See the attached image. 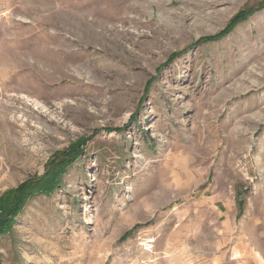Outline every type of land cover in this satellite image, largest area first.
Returning a JSON list of instances; mask_svg holds the SVG:
<instances>
[{"label":"rangeland","instance_id":"1","mask_svg":"<svg viewBox=\"0 0 264 264\" xmlns=\"http://www.w3.org/2000/svg\"><path fill=\"white\" fill-rule=\"evenodd\" d=\"M0 119V264H264V0H0Z\"/></svg>","mask_w":264,"mask_h":264},{"label":"trees","instance_id":"2","mask_svg":"<svg viewBox=\"0 0 264 264\" xmlns=\"http://www.w3.org/2000/svg\"><path fill=\"white\" fill-rule=\"evenodd\" d=\"M243 18V16H241V15H239V16H237L236 17V19H235V21H238V20H240V19H242ZM71 157V155H67V154H64L62 157H60V160H59V162L58 163H55V166H54V168H52L53 170H56V169H60V168H63V167H65V163L67 162L66 161V159L67 158H70ZM74 158V157H73ZM70 161L72 160V158L71 159H69ZM32 182H29L28 184H27V189H26V193L24 192V191H22V189H24V188H26V187H22L21 188V190L19 191L18 190V195L20 196L19 197V199L17 200H15L14 199V204L13 205H22L23 204V202H25V200L27 199V197L29 196H27V194H31L32 192V190H34V189H37V188H39V189H43V186L45 185L41 180H39V181H36L34 184L32 183ZM31 190V191H30ZM26 194V195H25ZM15 210V209H14ZM12 208L10 209V213H12L13 211H14ZM0 218H1V214H0ZM4 221H5V219H3ZM2 221V220H1ZM3 222V221H2Z\"/></svg>","mask_w":264,"mask_h":264},{"label":"bare ground","instance_id":"3","mask_svg":"<svg viewBox=\"0 0 264 264\" xmlns=\"http://www.w3.org/2000/svg\"><path fill=\"white\" fill-rule=\"evenodd\" d=\"M19 119V118H18ZM4 123H5V121L4 120H2V119H0V126H3L4 125Z\"/></svg>","mask_w":264,"mask_h":264}]
</instances>
